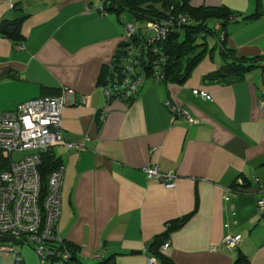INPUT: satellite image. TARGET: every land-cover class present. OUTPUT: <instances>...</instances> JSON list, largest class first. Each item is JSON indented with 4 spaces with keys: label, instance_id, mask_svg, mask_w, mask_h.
Instances as JSON below:
<instances>
[{
    "label": "crops",
    "instance_id": "crops-1",
    "mask_svg": "<svg viewBox=\"0 0 264 264\" xmlns=\"http://www.w3.org/2000/svg\"><path fill=\"white\" fill-rule=\"evenodd\" d=\"M187 4L225 7L233 18L224 29L220 19L208 20L215 34L204 38L205 54L183 81L146 76L125 101L106 99L102 88L124 40L121 15L100 0H0V111L43 95L68 101L62 138L51 148L64 165L57 230L82 263L153 257L163 264L149 247L166 233L168 245L158 251L174 264H232L239 256L264 264V214L256 204L264 198V68L232 83L206 78L231 61L220 53L221 38L236 56L264 55V0ZM257 9L258 18L243 20ZM11 21L20 22L18 39L9 36ZM3 24L14 28L6 33ZM85 137V145L67 146ZM151 166L172 171L173 184L148 177ZM226 235H240L237 246L209 250ZM15 256H1L0 264H15Z\"/></svg>",
    "mask_w": 264,
    "mask_h": 264
},
{
    "label": "built area",
    "instance_id": "built-area-1",
    "mask_svg": "<svg viewBox=\"0 0 264 264\" xmlns=\"http://www.w3.org/2000/svg\"><path fill=\"white\" fill-rule=\"evenodd\" d=\"M102 2L108 0H101ZM162 19L150 20L139 26L134 21L124 23L123 46L119 51L118 64H111L110 77L103 84L106 99L129 100L135 97L150 74L157 81L162 80L161 65L164 55L151 58L153 53L161 52L158 44L170 33L181 30L190 23L186 12H172L171 7ZM68 94L72 90L65 91ZM194 95L208 99L210 95L204 89L193 88ZM68 104L64 96L43 95L20 102L13 109L0 111V151L11 154L22 151L24 154L17 160L11 157L6 169L0 170V253L8 255L16 251V245L31 242L40 258V264H48L49 256L69 258V251L58 233L57 221L61 211V186L64 178V165L61 163L47 179V192L40 199V178L38 165L39 153L51 149L62 138L60 116ZM164 105L172 112L176 107L168 100ZM260 105H264V90L261 92ZM182 115L194 122L186 111ZM103 114L100 115L103 118ZM87 137L67 146H83ZM148 177L172 185L175 174L172 171H160L157 166L144 169ZM254 181L259 182L258 178ZM238 184L243 181L238 179ZM264 191V183L260 184ZM229 192L238 193L242 188ZM257 211L264 214V198L257 200ZM240 235H226L219 245L210 247V251L221 248L233 249L237 246ZM168 241L162 244L166 247ZM58 246H62L58 249ZM148 264H156L153 257L147 258Z\"/></svg>",
    "mask_w": 264,
    "mask_h": 264
},
{
    "label": "trees",
    "instance_id": "trees-1",
    "mask_svg": "<svg viewBox=\"0 0 264 264\" xmlns=\"http://www.w3.org/2000/svg\"><path fill=\"white\" fill-rule=\"evenodd\" d=\"M104 10L114 12L117 15L122 13H129L135 23L144 24L150 20L162 19L166 16V12L171 7L172 12H186L189 14L191 21L185 24L181 30L172 32L170 35L160 42L158 46L161 52L153 53L151 58H157L160 54L164 55L165 62L161 65L162 80L161 81H183L191 72L196 63L205 54L204 38L208 35L213 36L215 30L209 26V19H220V26L224 29L228 19L233 18L231 11L225 7H190L187 0H108L103 2ZM258 9L243 18V20H252L261 15ZM10 23L16 26V29L9 35L14 39L20 38L18 21H11ZM224 27H223V26ZM123 42L118 46L112 63L118 64L119 51L123 46ZM220 53L224 58H230L231 61L225 62L219 69L209 73L206 78L218 82L232 83L242 79L244 74L255 67L264 68V55L255 57H239L224 45L223 38L219 42ZM110 72L108 76L110 77ZM107 76V77H108ZM150 76V74H147ZM105 78V81L107 80ZM105 83V82H104ZM115 99V98H109ZM132 99L125 100L131 101ZM10 154L0 151V170L6 169L10 162ZM40 163L37 167L40 178V199L46 195L47 179L50 173L55 170L61 162L51 152V149L39 153ZM171 224L169 225V227ZM167 234L156 238V240L149 247L150 252L161 257L163 264H174L170 260L163 257L158 247L166 240ZM64 241V240H63ZM69 251V258L62 260L61 257L49 256L48 264H85L76 256L75 249L70 247L64 241L63 244ZM62 246H58L61 249ZM246 259L239 256L232 264H244ZM108 260H100L92 264H107ZM15 264H23V259L19 253H16ZM87 264V263H86Z\"/></svg>",
    "mask_w": 264,
    "mask_h": 264
},
{
    "label": "rangeland",
    "instance_id": "rangeland-1",
    "mask_svg": "<svg viewBox=\"0 0 264 264\" xmlns=\"http://www.w3.org/2000/svg\"><path fill=\"white\" fill-rule=\"evenodd\" d=\"M101 1V0H100ZM180 1V0H177ZM121 18L122 21L125 23L126 21H130L133 22V18L129 13H122L121 14ZM211 25V23H210ZM212 36L208 37V40L210 41ZM24 154V152L22 151H14L11 153V158L13 160H17L19 159L22 155ZM16 251L20 254V256L22 257L24 263L23 264H40V258L38 256V254L35 252V245L31 242H27V243H21V244H17L16 245ZM1 256H3L0 253ZM0 256V259L2 258ZM6 256L8 257V261L9 259L13 258L15 256L14 253H10Z\"/></svg>",
    "mask_w": 264,
    "mask_h": 264
},
{
    "label": "water",
    "instance_id": "water-1",
    "mask_svg": "<svg viewBox=\"0 0 264 264\" xmlns=\"http://www.w3.org/2000/svg\"><path fill=\"white\" fill-rule=\"evenodd\" d=\"M1 28H2L3 31H5L6 33H8V32H10L11 30H13L14 27L9 26V25H7V24H3Z\"/></svg>",
    "mask_w": 264,
    "mask_h": 264
}]
</instances>
